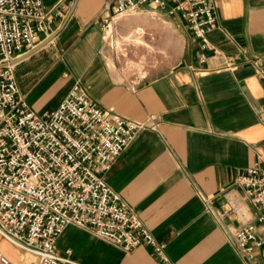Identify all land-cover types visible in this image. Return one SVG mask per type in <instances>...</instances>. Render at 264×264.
<instances>
[{
    "label": "crops",
    "instance_id": "0c3cea01",
    "mask_svg": "<svg viewBox=\"0 0 264 264\" xmlns=\"http://www.w3.org/2000/svg\"><path fill=\"white\" fill-rule=\"evenodd\" d=\"M43 2L59 11L52 22L57 36L18 61L20 95L44 114L80 79L101 107L134 121L153 116L158 130L140 132L103 173L106 181L164 245L170 264H245L233 243L239 221L219 215L232 199L251 209L252 222L259 216L235 181L255 164L264 168V79L251 64L264 57V0H217L211 49H202L186 23L171 16L185 28L184 56L166 75L136 81L107 61L105 0ZM227 57L235 69H219ZM57 248L78 264H165L151 247L124 250L75 226L64 230ZM17 251L23 264L31 257Z\"/></svg>",
    "mask_w": 264,
    "mask_h": 264
},
{
    "label": "built area",
    "instance_id": "2783aa9c",
    "mask_svg": "<svg viewBox=\"0 0 264 264\" xmlns=\"http://www.w3.org/2000/svg\"><path fill=\"white\" fill-rule=\"evenodd\" d=\"M149 7L181 18L202 49L212 48L217 0H105L104 34L112 36L121 17ZM58 14L43 0H0V235L33 256L34 264H78L57 248L69 226L88 229L124 250L146 245L170 264L164 245L103 174L140 132L158 130L155 118L134 121L101 107L80 79L56 110L44 114L20 95L17 63L53 33ZM260 62L264 57L257 56L251 64L264 79ZM237 66L227 57L219 69ZM235 184L258 210L257 222L251 209L232 199L219 218L239 221L233 243L245 264H264L258 260L260 252L264 257V168L249 167ZM0 264L17 263L0 251Z\"/></svg>",
    "mask_w": 264,
    "mask_h": 264
},
{
    "label": "rangeland",
    "instance_id": "374dc122",
    "mask_svg": "<svg viewBox=\"0 0 264 264\" xmlns=\"http://www.w3.org/2000/svg\"><path fill=\"white\" fill-rule=\"evenodd\" d=\"M139 28H143L144 33L142 30L139 33ZM105 35L104 53L108 63L135 81L166 75L180 62L186 51L187 35L184 26L151 7L121 17L114 34ZM0 251L23 264L20 252L1 237Z\"/></svg>",
    "mask_w": 264,
    "mask_h": 264
},
{
    "label": "water",
    "instance_id": "95a60500",
    "mask_svg": "<svg viewBox=\"0 0 264 264\" xmlns=\"http://www.w3.org/2000/svg\"><path fill=\"white\" fill-rule=\"evenodd\" d=\"M56 36H57V33H55V34H51L50 37L47 38V40L44 41L43 44H41L40 46H38L36 49L30 51L28 54H26V55H25L24 57H22L20 60L26 59V58H28L31 54H33V53H35V52H37V51L43 49L44 46H46V45L49 44L51 41H53L54 38H55ZM20 60H19V61H20Z\"/></svg>",
    "mask_w": 264,
    "mask_h": 264
},
{
    "label": "bare ground",
    "instance_id": "6f19581e",
    "mask_svg": "<svg viewBox=\"0 0 264 264\" xmlns=\"http://www.w3.org/2000/svg\"><path fill=\"white\" fill-rule=\"evenodd\" d=\"M141 28L137 29V31L140 33L141 32ZM35 258L33 256H31L29 259H27L26 261H24V264H30L32 263V261H34Z\"/></svg>",
    "mask_w": 264,
    "mask_h": 264
}]
</instances>
